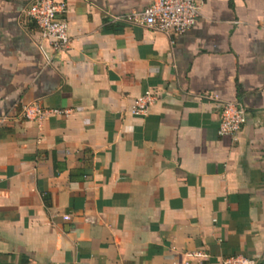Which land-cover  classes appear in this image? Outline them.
Segmentation results:
<instances>
[{
	"label": "crops",
	"instance_id": "1",
	"mask_svg": "<svg viewBox=\"0 0 264 264\" xmlns=\"http://www.w3.org/2000/svg\"><path fill=\"white\" fill-rule=\"evenodd\" d=\"M30 1L0 0V264H264V0H201L181 34L110 19L151 0H63L47 64ZM30 102L68 112L36 123Z\"/></svg>",
	"mask_w": 264,
	"mask_h": 264
},
{
	"label": "built area",
	"instance_id": "2",
	"mask_svg": "<svg viewBox=\"0 0 264 264\" xmlns=\"http://www.w3.org/2000/svg\"><path fill=\"white\" fill-rule=\"evenodd\" d=\"M201 0H151L139 11H129L112 16L111 21L144 25L162 33H184L199 16ZM65 8L63 0H31L22 10L38 31L37 48L44 63H49L53 53L67 47L69 36L67 22L58 17ZM158 99V94L150 89L135 96L127 109L133 116L144 115ZM68 110L45 108L37 103H24L20 106L19 116L39 123L49 115H65ZM244 107L235 101H224L219 113L217 133L236 135L246 122ZM66 218V217H65ZM207 253L202 250L185 251L181 259L173 264H205ZM220 264H257L256 260L243 254L221 258Z\"/></svg>",
	"mask_w": 264,
	"mask_h": 264
}]
</instances>
